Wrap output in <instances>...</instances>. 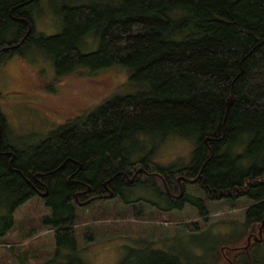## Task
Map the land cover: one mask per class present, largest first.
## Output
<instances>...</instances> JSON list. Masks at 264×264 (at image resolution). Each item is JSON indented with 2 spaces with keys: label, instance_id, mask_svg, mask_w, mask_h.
I'll use <instances>...</instances> for the list:
<instances>
[{
  "label": "trees",
  "instance_id": "trees-1",
  "mask_svg": "<svg viewBox=\"0 0 264 264\" xmlns=\"http://www.w3.org/2000/svg\"><path fill=\"white\" fill-rule=\"evenodd\" d=\"M39 2L0 0V62L31 41V9ZM52 2L62 14L63 30L44 38L41 48L55 68L60 72L78 64L123 66L132 92L109 96L84 121L61 125L24 152L8 148L1 153L5 127L0 115V209L9 207L0 218V237L11 229L17 207L37 191H46L51 214L42 222L54 230L55 254L67 248L71 251L64 264H86L76 249L78 185L68 178L77 173L81 182L100 188L106 181L110 190L120 192L125 186L119 173L134 155L133 136L146 133L192 140L190 163L166 172L199 173L205 193L226 194L228 200L248 198L252 205L246 209L244 236L258 231L264 220V0ZM28 27L25 41L14 47ZM90 31L98 35L99 46L95 53L83 55L78 45ZM237 143L244 151L233 156L228 150ZM244 160L256 165L245 168ZM122 196L123 204L135 212L141 199ZM163 201L165 211L182 209ZM199 211L206 214L204 208ZM255 245L230 261L223 250L239 249L224 245L215 264H259L247 257ZM135 264L181 261L157 252Z\"/></svg>",
  "mask_w": 264,
  "mask_h": 264
},
{
  "label": "rangeland",
  "instance_id": "rangeland-1",
  "mask_svg": "<svg viewBox=\"0 0 264 264\" xmlns=\"http://www.w3.org/2000/svg\"><path fill=\"white\" fill-rule=\"evenodd\" d=\"M31 19L34 27L31 41L22 46L19 54L0 62L3 141L5 146L19 152L38 144L61 125L84 121L109 96L132 92L123 66L93 68L78 64L60 72L55 68L47 51L41 48L44 38L63 30L62 14L52 0H40L33 6ZM80 40L81 54L97 51L99 37L95 32H87ZM133 143L136 149L133 147L135 150L130 152L134 151V158L147 157L163 172L189 164L195 149L192 140L176 135L162 138V135L139 134ZM243 151L244 145L238 143L228 150L233 156ZM251 164L256 165L253 160L243 161L245 168ZM138 167L141 166L137 163L131 166ZM142 184H151L155 190ZM154 191L163 192L159 181L140 176L126 190L132 201L143 199L135 203V212L115 198L75 206L79 258L86 264H135L142 257L163 252L178 257L181 264H215L220 247L239 249L223 250L224 257L230 261L238 254L245 255L247 249L242 250L257 243L247 257L264 264V243L254 241L264 238L261 237L264 228L260 227L261 231L251 233L250 237L244 236L246 209L252 205L248 198L207 201L206 214L202 216L189 205L181 210H163V204L156 205ZM187 191L194 197H205L194 185H189ZM8 210V206L0 209V218ZM50 214V207L39 195L18 206L12 212L11 229L0 237V264H64V256L71 250L61 248L55 254L54 230L42 222V217Z\"/></svg>",
  "mask_w": 264,
  "mask_h": 264
},
{
  "label": "flooded vegetation",
  "instance_id": "flooded-vegetation-1",
  "mask_svg": "<svg viewBox=\"0 0 264 264\" xmlns=\"http://www.w3.org/2000/svg\"><path fill=\"white\" fill-rule=\"evenodd\" d=\"M71 120L73 119L71 118ZM133 137H134V140L137 138V136H133ZM133 147H135L134 144L131 145L130 149L135 150L136 147L135 149H133ZM8 148L12 149V147L4 145L3 151L1 153L6 154L7 153L6 149ZM120 161H122V159H120ZM135 163L139 164V166L141 167H138L136 169L131 168V166ZM127 164H129V166H126V168L119 173V175L122 178V184L125 186L124 188L120 190V192H113L112 190H110L108 188L106 181L101 183L100 188L94 187L91 184H88L86 182H81L79 179H77V173L75 174L72 173L73 175L68 178V182L78 185L77 191L74 194V198L76 200L79 199L80 201L78 203V206L90 205L94 202H97V201L101 202L105 199H108L107 195H108L109 190L113 193L112 198L118 199L123 203L122 194L127 196L126 190L129 188L130 185L136 184L140 176L141 177L147 176V178H155L159 181L160 186L163 188V192L157 193L154 191L155 200H157L156 203L160 202L161 204H163V210L166 209L163 199L169 205H179L182 208L185 205H189L197 209L198 211L199 209H203V208L204 210L206 209L205 202L207 201L210 202V201H218V200H228V198H225L226 194H222L221 196L223 197H221L220 195H214V194L209 195L205 193L200 183L201 175L199 173L194 175L189 172H179L178 171V172H174L173 174H169L167 172L161 171V169L159 168L157 169L154 168L155 170L153 171V169L151 168V165L153 163L149 162L147 157L134 158L133 154L131 157L127 158ZM80 168L81 167H79V169ZM72 171H76V170H72ZM132 178H133V181L129 183V180ZM147 185H150L152 188H154L153 185L151 184H145V185L142 184L141 186H147ZM189 185H192V186L194 185L196 187L197 192L199 191L205 196L204 199L203 197L198 198L190 194V192L187 191V187ZM45 192L46 191L39 190L37 191V195L41 196L44 199L46 197V195H44ZM144 201L146 202L150 201L152 203L151 200L149 201L144 200ZM260 227L264 228V220L262 221V224L258 227V232L261 231ZM250 236L251 235H249L248 237ZM262 236L264 237V233L261 231V237ZM254 241H257V240H254Z\"/></svg>",
  "mask_w": 264,
  "mask_h": 264
},
{
  "label": "water",
  "instance_id": "water-1",
  "mask_svg": "<svg viewBox=\"0 0 264 264\" xmlns=\"http://www.w3.org/2000/svg\"><path fill=\"white\" fill-rule=\"evenodd\" d=\"M29 32H30V27L27 28V32H26V34L24 35L23 39L20 41V43H19L18 45H15L14 47H19V46L25 41V39L27 38ZM231 101H232L231 98H229V99L227 100V103H226V108H227V109L230 107V105H231ZM0 138H1V130H0ZM132 181H133V178L129 180V183H131ZM44 195H46V192L44 193ZM112 197H113V193L109 190V191H108L107 198L110 199V198H112ZM257 241H258V240H257ZM247 248H248V247H245L244 250H246Z\"/></svg>",
  "mask_w": 264,
  "mask_h": 264
},
{
  "label": "bare ground",
  "instance_id": "bare-ground-1",
  "mask_svg": "<svg viewBox=\"0 0 264 264\" xmlns=\"http://www.w3.org/2000/svg\"><path fill=\"white\" fill-rule=\"evenodd\" d=\"M219 128V127H218Z\"/></svg>",
  "mask_w": 264,
  "mask_h": 264
}]
</instances>
